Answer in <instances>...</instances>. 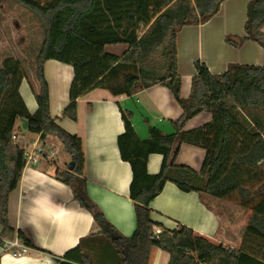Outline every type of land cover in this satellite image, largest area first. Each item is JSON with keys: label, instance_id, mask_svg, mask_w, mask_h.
<instances>
[{"label": "trees", "instance_id": "1", "mask_svg": "<svg viewBox=\"0 0 264 264\" xmlns=\"http://www.w3.org/2000/svg\"><path fill=\"white\" fill-rule=\"evenodd\" d=\"M37 13L45 23V37L35 61V84L29 81L37 108L30 113L19 94L22 79H28L21 61L7 57L0 67V226L1 236H16L36 248L8 219V196L14 190L25 166L24 150L12 139L17 119L27 120L26 130L38 135L44 145L59 140L70 152L73 170L83 164L81 138L63 130L49 113L48 84L43 63L48 59L69 64L73 78L69 103L61 117L77 118V99L86 91L100 87L113 96L131 95L161 83L168 87L182 109L172 133L149 128L141 139L130 126L129 113L121 111L124 131L117 136L120 158L130 165L129 197L133 202L135 227L124 236L105 218L86 194L84 180L71 171L57 168L54 176L71 186L74 197L93 216L102 236L118 256L116 264H148L153 247L168 252V264H264V65L229 63L212 74L203 62L194 61L196 73L187 98L180 97V76L176 64V33L184 25L210 19L223 0H16ZM264 0L246 4L244 35H226L225 41L238 47L252 40L264 49ZM139 31H141L139 33ZM124 44L117 55L108 45ZM160 61L152 63V55ZM206 110L212 119L199 127L183 130L184 123ZM205 150L199 171L175 163L181 144ZM159 153L162 161L157 173L146 168L148 155ZM169 181L184 192L194 191L200 202L213 209L209 199H232L250 211L248 224L235 247L196 234L178 225L151 235L155 222L150 201ZM95 238L96 236L90 235ZM84 239L63 257L74 254L76 263L95 264L81 249ZM2 245L3 242L0 241Z\"/></svg>", "mask_w": 264, "mask_h": 264}, {"label": "crops", "instance_id": "2", "mask_svg": "<svg viewBox=\"0 0 264 264\" xmlns=\"http://www.w3.org/2000/svg\"><path fill=\"white\" fill-rule=\"evenodd\" d=\"M248 1L223 0L218 11L206 22L184 25L176 33L180 97L187 98L190 93L191 80L196 73L195 60L203 62L212 74L223 72L229 63L264 65V49L255 41L246 39L238 47L225 41L226 35H244ZM43 72L48 84L50 116L63 130L79 136L82 141V167L71 172L84 180L86 194L115 229L124 236L131 235L135 227L133 202L129 197L131 169L129 163L120 158L117 147V136L125 129L121 111L129 113L130 126L139 138L146 139L150 127L172 133L174 127L171 122L182 113L180 105L170 89L161 83L131 95L119 96L96 87L77 99V118L72 120L61 117L69 103L72 66L48 59L43 63ZM29 81L33 82L30 77L22 79L18 91L28 111L33 113L37 104ZM211 119L210 112L200 111L184 123L183 130L199 127ZM17 124L22 129H16ZM15 125V143L19 146H31L33 142L39 144L38 135L26 136L27 130L22 127L20 119ZM49 145L58 148V167L44 161L25 165L16 188L8 196L10 225L27 235L36 248L21 255H12L0 244V264H59L56 257L76 263L77 254L70 259L63 255L82 239V251L95 264H116L118 256L111 245L98 236L99 227L92 214L80 205L71 186L54 176L57 168L67 170L71 160L69 150L59 140ZM204 156L203 148L183 143L178 148L175 163L199 171ZM161 161V154H149L146 161L148 173H157ZM149 208L154 226L161 230L183 225L212 242L230 247L240 243L250 217L249 212L242 216L243 211L234 212L229 215L228 226L222 228L219 214L203 205L196 192H184L169 181L150 201ZM90 235L96 237L89 238ZM6 240L11 239L1 236L0 226V241ZM169 257L168 252L153 247L148 264H168Z\"/></svg>", "mask_w": 264, "mask_h": 264}, {"label": "rangeland", "instance_id": "3", "mask_svg": "<svg viewBox=\"0 0 264 264\" xmlns=\"http://www.w3.org/2000/svg\"><path fill=\"white\" fill-rule=\"evenodd\" d=\"M34 1L42 4L48 0ZM45 30V23L37 13L16 0H0V67L5 58H18L27 75L35 84V61L45 37ZM125 49L126 45L124 44L108 45L106 47L108 52L117 55H120ZM159 61L160 57L156 52V54L152 55V63L157 64ZM15 127L16 129H22L18 124ZM25 133L27 137H32V133L28 131ZM53 149L56 151L55 155L44 162L51 163L52 167H58L60 159L59 151L54 145ZM208 201L219 214L222 228L228 226L230 214L243 211L240 214L242 216L246 212L250 213L249 210L239 206V201L236 197L223 200L209 199Z\"/></svg>", "mask_w": 264, "mask_h": 264}, {"label": "built area", "instance_id": "4", "mask_svg": "<svg viewBox=\"0 0 264 264\" xmlns=\"http://www.w3.org/2000/svg\"><path fill=\"white\" fill-rule=\"evenodd\" d=\"M16 138L17 135L15 134V132L12 133L11 139L15 141ZM21 148L24 150V154L26 157L25 165L37 164L40 161H48V159L54 156L56 152L53 149V145H44L41 141L39 142V144H35L33 142L31 146H21ZM262 163L264 165V158L262 159ZM161 231L162 230L159 227L153 225L151 228V235L157 236L159 233H161ZM2 248L11 252L12 255H21L27 253L29 250H31L32 247L25 245L18 238H14L4 241L2 244Z\"/></svg>", "mask_w": 264, "mask_h": 264}, {"label": "water", "instance_id": "5", "mask_svg": "<svg viewBox=\"0 0 264 264\" xmlns=\"http://www.w3.org/2000/svg\"><path fill=\"white\" fill-rule=\"evenodd\" d=\"M20 121L22 123V127L26 128L27 127V120L24 118H20ZM73 166H74V162L72 160H70L67 164V170L72 171L73 170Z\"/></svg>", "mask_w": 264, "mask_h": 264}]
</instances>
